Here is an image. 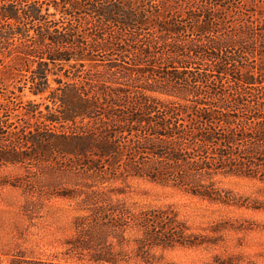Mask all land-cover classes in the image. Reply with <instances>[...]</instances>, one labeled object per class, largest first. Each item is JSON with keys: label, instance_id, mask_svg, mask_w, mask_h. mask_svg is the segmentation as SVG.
Returning a JSON list of instances; mask_svg holds the SVG:
<instances>
[{"label": "trees", "instance_id": "16d2710c", "mask_svg": "<svg viewBox=\"0 0 264 264\" xmlns=\"http://www.w3.org/2000/svg\"><path fill=\"white\" fill-rule=\"evenodd\" d=\"M0 55V170L49 175L25 213H76L59 255L8 264L163 263L204 242L130 181L223 204L218 177L264 181V0H0Z\"/></svg>", "mask_w": 264, "mask_h": 264}, {"label": "rangeland", "instance_id": "374dc122", "mask_svg": "<svg viewBox=\"0 0 264 264\" xmlns=\"http://www.w3.org/2000/svg\"><path fill=\"white\" fill-rule=\"evenodd\" d=\"M16 95L24 105L42 104L44 112L43 104H50L27 90L23 94L17 91ZM47 176V172L38 176L32 168L0 170L2 183L22 184L19 189L5 186L0 190V264H8L11 255L17 252H24L27 257L53 258L63 251V244L72 233L74 204L44 197L32 214L24 211L27 200L24 192L43 191ZM217 181L229 204L202 201L141 180L130 181L127 200L154 207L173 205L179 218L204 242L197 248L164 252L165 259L159 264H264V181L222 177ZM68 182L60 180L57 186L69 188ZM33 196L37 198V193Z\"/></svg>", "mask_w": 264, "mask_h": 264}]
</instances>
